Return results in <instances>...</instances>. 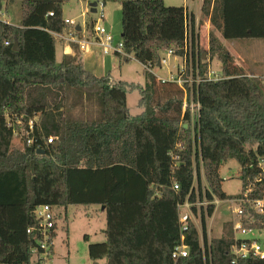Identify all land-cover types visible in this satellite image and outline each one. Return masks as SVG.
Segmentation results:
<instances>
[{"label":"trees","instance_id":"1","mask_svg":"<svg viewBox=\"0 0 264 264\" xmlns=\"http://www.w3.org/2000/svg\"><path fill=\"white\" fill-rule=\"evenodd\" d=\"M17 1L21 22L14 26L3 15ZM67 2L0 0V264H31L34 243L27 230L36 224L37 209L45 205L105 209L106 241L89 246L93 262L174 264L171 255L180 242L177 208L189 196L195 200L193 188L196 176L201 185V168L206 184L224 201L231 198L222 191L219 170L234 159L241 166L243 191L248 178H258L261 182L250 198L263 196L264 90L210 36L209 49L204 53L200 48V74L206 79L216 59L224 79L200 85L193 139L190 111L184 108L178 85L162 84L146 71L144 87L113 82L111 74L97 77L88 71L77 55L57 62L54 34L80 35L64 20ZM118 2L121 38L129 56L117 55L120 67L133 59L154 67L160 53L168 50L184 55L186 8L167 7L162 0H104V6ZM201 11L226 41H264V0H203ZM132 91L139 92V106L144 108L138 116L127 106ZM95 93L101 98L96 118ZM35 118L40 150L37 144L27 145L26 130ZM9 122H20L22 149L13 146ZM50 137L55 139L52 145L41 140ZM223 225V234L211 240L212 264L232 261L233 223ZM254 226L263 228V219ZM186 243L190 257L179 264H204L194 227ZM238 264L264 260L249 258Z\"/></svg>","mask_w":264,"mask_h":264},{"label":"built area","instance_id":"2","mask_svg":"<svg viewBox=\"0 0 264 264\" xmlns=\"http://www.w3.org/2000/svg\"><path fill=\"white\" fill-rule=\"evenodd\" d=\"M191 14V11L187 8V36L184 45V55L178 56L175 50H168L166 57H160L158 62L160 66L157 64L154 67H143L146 72L156 77L162 84L174 83L183 90L185 96L184 108H189L192 119V134L193 139H195L196 125L199 121L200 112V104L197 101L199 87L203 82H218L224 78L219 71L213 70L211 65L208 68L207 78L203 79L201 77L200 43L198 41V32L193 34L194 22ZM49 16L52 17L53 14H49ZM103 20V10H101V19L93 25L92 35H85L82 39L75 37L73 33L67 37L60 34H54V36L60 43L66 41L68 44H76L82 52H86L90 48H97L104 56L120 55L123 58H128L129 56L125 52L123 43L117 46L114 45V38L103 26ZM65 22L74 26L71 21ZM196 23H198L197 19ZM172 58H175L178 62L180 61L176 65L175 74L171 73L168 79L159 77L156 71L167 67L168 61ZM36 122L37 118L29 122V130H26L27 145L33 146L37 144L38 150H40L42 145L34 137ZM8 126L12 128L14 135L18 134L14 123L9 122ZM41 140L46 145H52L55 142L53 137L42 138ZM201 176V185H199L196 176L193 188L195 200H192L191 196H189L177 208L180 242L171 255L174 264H179L182 260L190 257V248L186 243V238L192 227L197 230L200 238L204 264H212V226L218 217L220 209L223 207L230 216L229 220L233 223L234 243L231 247V264H238L239 261L249 258L264 260V227L257 228L254 226L257 223V219H263L264 224V194L261 198H250L254 192L255 184L261 182V179L255 178L251 181L248 178L246 180L247 185L240 197L222 201L213 194L208 184H206L202 168ZM174 190L178 191L179 187L175 186ZM211 208H213L212 212ZM35 218L36 224L27 230V235L34 243L31 249V264H54L55 245L59 232V229L55 227L57 215L53 212V207L45 205L37 209ZM55 235L57 236L56 238Z\"/></svg>","mask_w":264,"mask_h":264},{"label":"rangeland","instance_id":"3","mask_svg":"<svg viewBox=\"0 0 264 264\" xmlns=\"http://www.w3.org/2000/svg\"><path fill=\"white\" fill-rule=\"evenodd\" d=\"M167 7L186 8L192 11L194 16L193 34L198 32V41L202 51L209 49V38L214 36L222 47L230 53L235 63L243 64L242 60L246 59L244 74L250 71L255 75L261 76L264 73V41H239L229 42L216 32L212 27L211 31L207 30L208 19L202 14L203 0H162ZM96 5V13H91L92 6ZM191 7V9L189 8ZM201 10L199 11V9ZM9 11L8 22L11 25H19L21 22V4L15 2ZM101 10H103V26L114 38V45L117 46L122 42V11L120 3H107L104 6V0H68L63 7V17L65 21H71L74 26L70 29L80 26L86 31L87 35H92L93 25L101 19ZM197 14V16L195 15ZM198 17V23L195 24ZM190 18V17H189ZM73 30V29H72ZM66 33V32H65ZM195 38V36H194ZM60 42L57 41V50L59 52L58 63H60ZM77 56L80 57L78 47ZM99 52L100 62L99 73L101 76L111 74L113 82H126L129 84L140 85L146 84L145 69L141 63L131 60L129 63H123L120 67L119 58L116 55L104 56ZM203 53V54H204ZM167 51L160 53V57H166ZM254 62L256 64H252ZM180 63L175 58L168 61V66L156 71V74L168 79L170 74H175L176 65ZM211 67L215 71H220L221 65L216 59L211 62ZM253 80L264 90V79L254 77ZM98 89V88H94ZM99 90V89H98ZM97 91V90H95ZM98 93V91H97ZM96 95L95 118L100 116V96ZM140 94L138 91H132L127 97V106L133 116H138L144 112V108L139 106ZM75 116L80 115V111H73ZM20 124V123H19ZM18 123H15L17 129ZM15 149H22V141L15 135L13 140ZM219 176L222 180V191L227 198L238 197L243 192V180L241 176L240 164L232 159L221 165ZM53 212L57 215L58 237L55 245L54 264H93L91 261L88 248L93 244L104 243L106 229V213L103 207L99 206H70L68 208L54 207ZM230 216L225 212L224 207L220 209L218 217L212 226V235L220 236L224 232V222L228 221ZM68 233V234H67ZM98 264H106V261H98Z\"/></svg>","mask_w":264,"mask_h":264},{"label":"crops","instance_id":"4","mask_svg":"<svg viewBox=\"0 0 264 264\" xmlns=\"http://www.w3.org/2000/svg\"><path fill=\"white\" fill-rule=\"evenodd\" d=\"M201 2H202V0H201ZM201 6H202V4H201ZM189 8L191 9V7H189ZM200 10H201V8L199 9V11ZM10 11H11V9H10ZM191 13H192V11H191ZM195 15L197 16V14H195ZM7 18H9V13L3 15V20L5 22L9 23ZM196 19H198V17ZM16 26H18V25H16ZM74 28H76L77 31H78V29H80V31H79L80 32V35L78 37L79 39H82L85 35H87L86 34V31H84V29L82 27L77 26V27H74ZM207 30L209 32L211 31V25H210V22L209 21L207 23ZM71 33H72L71 31H68V32H66L63 35L67 37ZM76 47H78L76 44H71V43L68 44L66 41L65 42H61V44H60V55H61L60 63L62 62V60H63V58L65 56H75V55H77V50H76L77 48ZM78 49H79V47H78ZM79 52H80V61L84 65V67L88 71H90L94 75H96L97 77H104V76H101L100 73H99V65L101 64V62H100L101 60H100V57L99 58L97 57V55L99 56L98 49L97 48H90L86 52H82L79 49ZM57 55H59V52H58V50L56 48V57H57ZM57 61H58V57H57ZM242 62H243L242 65H240V63H236V65L238 67H240L242 69V71H245L243 66H245V64H246V59L245 60H242ZM251 63L252 64H256L254 62H251ZM263 69H264V67H262L261 70H263ZM251 72L252 71H250L249 73H247L246 76H248V77H250L252 79L254 77H260V78H263L264 79V73H262L263 75L258 76V75H255L254 73H251Z\"/></svg>","mask_w":264,"mask_h":264},{"label":"water","instance_id":"5","mask_svg":"<svg viewBox=\"0 0 264 264\" xmlns=\"http://www.w3.org/2000/svg\"><path fill=\"white\" fill-rule=\"evenodd\" d=\"M96 12H97V10H96V5H93V6H92L91 13H96ZM79 31H80V29H78V32H79ZM18 50H19L18 45H15V46H14V51H18ZM203 60H204V61L206 60V56L203 57ZM158 66H160V64H158ZM184 128L187 129L188 126H185ZM38 153L44 155V151H39ZM103 210H105V209L103 208ZM93 264H98V263H97V262H94Z\"/></svg>","mask_w":264,"mask_h":264}]
</instances>
